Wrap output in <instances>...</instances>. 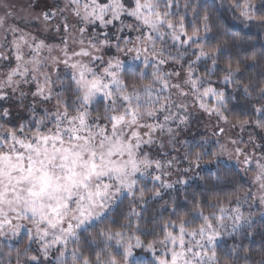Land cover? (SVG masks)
<instances>
[{
  "label": "snow or ice",
  "instance_id": "snow-or-ice-1",
  "mask_svg": "<svg viewBox=\"0 0 264 264\" xmlns=\"http://www.w3.org/2000/svg\"><path fill=\"white\" fill-rule=\"evenodd\" d=\"M0 264H264V0H0Z\"/></svg>",
  "mask_w": 264,
  "mask_h": 264
},
{
  "label": "trees",
  "instance_id": "trees-1",
  "mask_svg": "<svg viewBox=\"0 0 264 264\" xmlns=\"http://www.w3.org/2000/svg\"><path fill=\"white\" fill-rule=\"evenodd\" d=\"M253 39H255L254 36H253ZM229 243H231V241H229ZM251 244H252L253 247L259 248L260 247V244H261L260 238L259 237H256L255 241L254 242H251Z\"/></svg>",
  "mask_w": 264,
  "mask_h": 264
},
{
  "label": "rangeland",
  "instance_id": "rangeland-1",
  "mask_svg": "<svg viewBox=\"0 0 264 264\" xmlns=\"http://www.w3.org/2000/svg\"><path fill=\"white\" fill-rule=\"evenodd\" d=\"M210 131V129H208ZM199 131L204 132L205 128L203 126L200 127Z\"/></svg>",
  "mask_w": 264,
  "mask_h": 264
}]
</instances>
